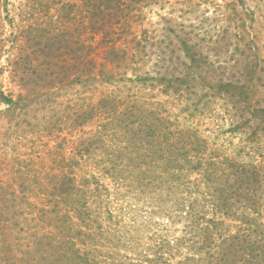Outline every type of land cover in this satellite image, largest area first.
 Segmentation results:
<instances>
[{"label": "rangeland", "instance_id": "obj_1", "mask_svg": "<svg viewBox=\"0 0 264 264\" xmlns=\"http://www.w3.org/2000/svg\"><path fill=\"white\" fill-rule=\"evenodd\" d=\"M26 1L0 0V91H34L0 102V264L78 245L93 264H264V0H119L94 60L68 37L83 19L58 34L61 2L90 3ZM212 163L221 182L202 185Z\"/></svg>", "mask_w": 264, "mask_h": 264}, {"label": "trees", "instance_id": "obj_2", "mask_svg": "<svg viewBox=\"0 0 264 264\" xmlns=\"http://www.w3.org/2000/svg\"><path fill=\"white\" fill-rule=\"evenodd\" d=\"M84 1L87 3H90V5H88L87 7L85 6L86 8L81 9L80 11L78 9L79 5H77L75 2H71V1L65 2L64 1V2H61L59 4V6L63 4V7H62L63 10H61V14L58 12V16H60V17L62 16V18H66L67 16H69V18H68L69 20L66 22H62V29L59 31L58 34L69 35L68 34V31H69L68 30V22L73 21V19H78V23H81L82 19H83L84 23L80 24V27H77L76 35L73 38L71 36H68V37L71 40V43L74 45V50H75L74 52H77L76 49L77 50H79V49L84 50V54L85 53H86V55L88 54L87 60H94V57L92 55H94L95 48L97 49V47H96V42L95 43H94V41H93V43L91 42V40L94 38H91L92 33H90V32L94 33V32L99 31V30H101V31L104 30L105 26H106L104 15L107 14V13H105V11L111 10V9H113V11H114L115 9H118V7L120 6V4H119L120 2L118 3L119 0H93V3L91 4V2H89L88 0H84ZM42 2L43 1H41V0L36 1V3L38 5L42 4ZM36 3H35V0H32L30 2L26 1V2H24V7L27 8V10H28V9L34 8ZM56 4H58V3H56ZM50 9H48V10H50ZM93 9L95 11H98V13H92ZM83 10H88V11L85 12ZM27 12L33 14V13H35V10H31V11H27ZM40 14L41 13H39L37 15H40ZM115 14H113V15H115ZM109 18L107 19L108 22L110 21ZM52 24H53V21H50V25H52ZM72 24H74V23H72ZM18 27H19V23L17 22V24L15 25V29L17 30V32H18ZM29 29L34 31L32 37H34L35 33H38L37 31H41L40 29H38V27H34V26H33V29L32 28H29ZM51 29L52 28H48V29L44 30V32L46 31V33L43 34L42 36H46V43L47 44L45 45L46 48H43L42 50L44 51L43 57L46 58L47 61H49V64L52 63V65L54 66L53 61L55 60L54 59L55 50L53 49L54 47L52 45L54 42L53 36L55 34L54 33L55 31H53V29L52 30ZM69 32H71V31H69ZM51 33H52V35H51ZM77 33H78V35H77ZM87 35L90 37H88ZM23 36L25 37L24 34L22 35V38H24ZM55 36H56V34H55ZM83 36H87V38L84 39ZM107 38H110V39H108V40H110V42L113 41L112 37H107ZM85 42H86V44H85ZM110 45H111V43H106V46L108 47V49H109ZM110 49H111V47H110ZM46 78L49 79L46 82H52V81H50L51 80L50 77H46ZM203 82H205V81H203ZM240 82L242 83L243 80H240ZM204 85L212 87V84H209V83H204ZM229 85H234V84L229 82V81L224 82L223 79H220L219 82L216 84V86H219V87H224V86H229ZM236 86H238V85H236ZM31 92H34L33 89L29 90L28 92L27 91L22 92V90H20L15 95H13L12 93L9 95H4L3 92L0 91V102L3 103L6 106V108H11L12 106L19 105V103L23 102L25 99L24 97L26 95L28 96V94H30ZM46 92H47V90H46ZM187 151H184V152H187ZM176 158H177V156H175L174 159H176ZM182 158H183V160L184 159L187 160L188 163H192V159L188 156L186 157L185 153L182 154ZM198 160H199V158H198ZM200 163H201V161H198V164H200ZM198 164H196L195 166H199ZM227 166H228L227 171L229 173L224 174V176H226L227 179H228V177L233 178L234 182H236L239 179L241 182V184L239 186L242 187L243 182L246 181L245 174L241 173L239 171L240 168L237 167V165L235 166V164H233V165L228 164ZM234 166H235V168L233 169ZM214 168H215V166L213 163L211 164V167H209L208 165H207V167H203V168L200 167V169L202 170L201 171L202 177L200 178L202 181V185L207 186L210 183L214 184L215 181L212 179V177H214L215 180H217L218 182H221L219 177H221L223 175V173H217L218 168H216V169H214ZM227 179H225V180L222 179V182H223L222 186L229 187L231 185L228 183L227 184L224 183V182H228ZM193 183H194V181L192 182V184ZM216 190H218V189H216ZM215 196H216L215 201L221 199L220 195H215ZM178 204L179 203H177V206H179ZM219 204L221 206H223L222 205L223 201H219ZM7 206L10 207L9 205H7ZM84 206H85L84 204L82 205V207H80L78 205L77 208L75 209L78 216H81L82 212H84L83 211V210H85ZM8 207L0 205V214H2V211ZM68 210H70V209H68ZM218 212L219 213L221 212L220 214H224L222 216L226 215L225 211H221V210L219 211L218 210ZM213 214H216V213L213 212ZM190 219L191 220L189 221V227L193 231L196 229L203 231L202 235H204V238H205V234L208 232V229L206 227L201 228L200 225H198V223L196 222V220L193 219L192 217ZM54 220L56 221V219H54ZM6 222L8 223L9 219H7ZM46 238L50 239V237H46ZM55 242H56V244L64 243L63 239H61L59 237L57 238V240ZM49 243L51 244V241H49L48 244ZM67 245H69V248L74 247L75 246L74 239H71V238L68 239ZM217 246H220V245H217ZM19 252H21V251H19ZM197 252H200V251H197ZM197 252H194V251L192 252V258H194V254L196 255ZM91 253H92V251H88L87 249H82V247L80 245H78V247L75 246L74 249L62 250L56 254L55 253H48V251L41 252V257H39V259H40V262L45 261L47 264H54V263L57 264V261H60L62 259H64L63 264H88V263L93 264V261L96 260L98 255L95 256V254H91ZM232 253H234V251H232ZM223 254L225 256V257H223L224 260L229 261L228 255L231 254V251H229V253H225L223 251ZM219 261H220V259H219ZM208 262L210 263L211 261H208ZM96 264H98V262ZM192 264H195V263H192Z\"/></svg>", "mask_w": 264, "mask_h": 264}]
</instances>
